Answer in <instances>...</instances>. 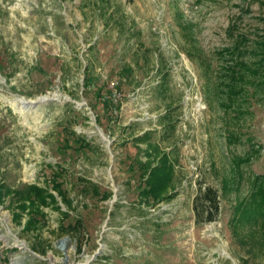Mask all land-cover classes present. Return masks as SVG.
Returning a JSON list of instances; mask_svg holds the SVG:
<instances>
[{
	"label": "rangeland",
	"instance_id": "obj_1",
	"mask_svg": "<svg viewBox=\"0 0 264 264\" xmlns=\"http://www.w3.org/2000/svg\"><path fill=\"white\" fill-rule=\"evenodd\" d=\"M236 31L254 57L232 58ZM261 37L264 0H0V264H264ZM232 65L262 84L235 94ZM150 144L176 173L154 205ZM30 184L57 201L28 229ZM200 184L220 212L197 224Z\"/></svg>",
	"mask_w": 264,
	"mask_h": 264
},
{
	"label": "trees",
	"instance_id": "obj_2",
	"mask_svg": "<svg viewBox=\"0 0 264 264\" xmlns=\"http://www.w3.org/2000/svg\"><path fill=\"white\" fill-rule=\"evenodd\" d=\"M244 35L245 34L240 31H236L235 33L236 38L238 37V39H236L237 41H235L236 51H234V53H231V55H233L232 58H236L238 61L243 60L242 54L244 53L253 55L251 57H254V55L256 54L255 51H248L246 53V50L248 48L245 47V45L248 44L249 38L243 41ZM253 43H255L256 47L261 48L260 54H262L261 56L264 59V38L261 37V39H257L256 42ZM239 48L244 49L240 50ZM242 68V65H237L236 67L232 65L228 67L227 71L225 70V72L229 74L228 77L227 74L225 75L227 77V80L229 81L227 85L235 94L242 93L241 89L244 90L245 86L248 87V83L254 85L262 84L261 82L258 83L257 76L259 72L256 71V69L253 71L249 66L246 71L242 73ZM242 74H246L247 76H244ZM254 76L256 78L255 81L252 80V77L254 78ZM103 104L104 106L110 107L111 100L104 99ZM119 106L120 104H118V107ZM145 134L139 138L144 140L146 136ZM148 146L149 147H147L146 151H144L146 159L143 160L139 156L137 161L139 178L141 179L142 183L139 187L138 197L140 202L145 203L148 202L149 199L153 198L155 203L153 202L152 205H154L162 199L164 200L173 197V195L176 193L174 191H171L173 189V186L175 185L174 181L176 173L175 164L170 159V155L168 152L162 150L160 145L150 144ZM57 177L58 175L54 176L53 179L52 185L54 187V190L59 193V195L68 205H71L72 201L69 199L67 194H65L66 190L62 187V182L57 181ZM256 183L258 184V179ZM94 190L96 193L98 192L97 186H94ZM14 194L16 195V197L18 196L19 200L29 202L31 215L26 226V228L28 229L32 226L33 223H35L37 219L35 218V216L42 215V209H40L42 205L46 206L57 201L55 194L50 191L49 187H42L35 184L26 185L25 189L23 190L17 189ZM251 196L259 197V193H251ZM251 196L249 197V199H251ZM22 204L24 207V204L26 203ZM242 204L243 202L236 208V212L234 213V215H239ZM193 208L195 212L196 222L198 224L216 220L220 212V198L218 189L212 185L200 184L199 192L194 198ZM245 213L248 214L246 216H251L254 213L256 215L257 211H244V214ZM67 214L68 213L65 212V215ZM236 219L239 221V218L236 217ZM237 220L233 224H237Z\"/></svg>",
	"mask_w": 264,
	"mask_h": 264
},
{
	"label": "crops",
	"instance_id": "obj_3",
	"mask_svg": "<svg viewBox=\"0 0 264 264\" xmlns=\"http://www.w3.org/2000/svg\"><path fill=\"white\" fill-rule=\"evenodd\" d=\"M125 69V73H123V74H128V73H131L132 72V68L131 67H126V68H124ZM128 76V75H127ZM174 191H175V189H174ZM177 193V192H176ZM194 209V208H193ZM196 218V217H195ZM197 223V222H196ZM198 224V223H197Z\"/></svg>",
	"mask_w": 264,
	"mask_h": 264
},
{
	"label": "built area",
	"instance_id": "obj_4",
	"mask_svg": "<svg viewBox=\"0 0 264 264\" xmlns=\"http://www.w3.org/2000/svg\"><path fill=\"white\" fill-rule=\"evenodd\" d=\"M111 96H112V95H109V96L105 97V99L111 100V104H112V101H113V100L111 99ZM109 98H110V99H109ZM118 104H120V102H118V103L115 105V108H116V109H117V108L119 109L120 106H121V104H120V106L118 107Z\"/></svg>",
	"mask_w": 264,
	"mask_h": 264
},
{
	"label": "bare ground",
	"instance_id": "obj_5",
	"mask_svg": "<svg viewBox=\"0 0 264 264\" xmlns=\"http://www.w3.org/2000/svg\"><path fill=\"white\" fill-rule=\"evenodd\" d=\"M25 102V101H24Z\"/></svg>",
	"mask_w": 264,
	"mask_h": 264
}]
</instances>
